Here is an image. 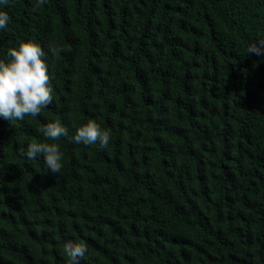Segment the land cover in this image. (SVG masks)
Listing matches in <instances>:
<instances>
[{
	"label": "trees",
	"instance_id": "1",
	"mask_svg": "<svg viewBox=\"0 0 264 264\" xmlns=\"http://www.w3.org/2000/svg\"><path fill=\"white\" fill-rule=\"evenodd\" d=\"M9 0L0 59L33 39L53 102L0 118V264H264V0ZM62 51L53 55L51 48ZM62 169L20 154L59 120Z\"/></svg>",
	"mask_w": 264,
	"mask_h": 264
},
{
	"label": "clouds",
	"instance_id": "2",
	"mask_svg": "<svg viewBox=\"0 0 264 264\" xmlns=\"http://www.w3.org/2000/svg\"><path fill=\"white\" fill-rule=\"evenodd\" d=\"M46 0H36L33 11L44 5ZM9 0H0V5L7 6ZM9 15L0 11V29L8 26ZM264 50V39L252 42L247 53L259 55ZM53 55H58L62 49L51 48ZM42 46L33 39L21 41L18 47L8 50V59H0V118L10 123L23 121L26 116L37 117L42 109L53 102V86L50 81L48 64L44 57ZM44 137L43 142L32 140L26 149H21L20 154L27 159L34 160L42 156L46 171L58 174L62 169V152L58 143L62 137L69 138L76 144H99L106 148L109 144L111 132L103 129L94 119H89L85 124L76 128L74 135L69 137V130L59 120L48 122L39 129ZM64 252L70 264H79L87 252L83 240H69L64 244Z\"/></svg>",
	"mask_w": 264,
	"mask_h": 264
}]
</instances>
